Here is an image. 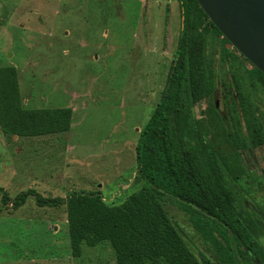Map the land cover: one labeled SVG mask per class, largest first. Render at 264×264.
<instances>
[{"label": "rangeland", "instance_id": "rangeland-1", "mask_svg": "<svg viewBox=\"0 0 264 264\" xmlns=\"http://www.w3.org/2000/svg\"><path fill=\"white\" fill-rule=\"evenodd\" d=\"M180 20L177 0H0V66L16 68L25 107L72 108L68 135L77 159L69 167L67 135L44 140L0 131V187L11 199L27 189L64 197L69 188L97 190L98 183L105 185V202L119 204L141 187L134 181L135 145L164 87ZM225 100L217 85L219 114H225ZM194 113L230 155L212 101L201 100ZM43 141L55 147L39 161L34 151ZM239 153L246 173L238 182L264 214V145ZM164 205L189 241L204 249L185 206L167 196ZM0 264L116 262L106 241L82 244L81 255L72 256L65 206L39 207L29 196L18 208L0 200Z\"/></svg>", "mask_w": 264, "mask_h": 264}, {"label": "trees", "instance_id": "trees-1", "mask_svg": "<svg viewBox=\"0 0 264 264\" xmlns=\"http://www.w3.org/2000/svg\"><path fill=\"white\" fill-rule=\"evenodd\" d=\"M180 27L165 84L135 145V183L119 204L99 190H71L46 197L35 189L13 199L0 187L3 205L18 208L31 196L39 207L65 206L71 255L82 244L106 241L116 264H264V214L252 206L238 179L246 173L240 150L264 145V74L252 66L209 21L196 0H177ZM168 11V10H167ZM229 46V47H228ZM243 58L251 68L241 61ZM219 85L227 109L213 102ZM212 101V111L230 155L208 137L194 107ZM71 107L23 105L18 75L0 66V131L39 137L69 131ZM189 211L204 249L169 216L164 197Z\"/></svg>", "mask_w": 264, "mask_h": 264}, {"label": "water", "instance_id": "water-1", "mask_svg": "<svg viewBox=\"0 0 264 264\" xmlns=\"http://www.w3.org/2000/svg\"><path fill=\"white\" fill-rule=\"evenodd\" d=\"M230 45L264 74V0H196Z\"/></svg>", "mask_w": 264, "mask_h": 264}, {"label": "crops", "instance_id": "crops-1", "mask_svg": "<svg viewBox=\"0 0 264 264\" xmlns=\"http://www.w3.org/2000/svg\"><path fill=\"white\" fill-rule=\"evenodd\" d=\"M71 126H72V122H71ZM71 126H70V128H71ZM70 130V129H69ZM64 135V136H66L67 137V152H69L68 153V157H69V167H71L73 164L72 163H75V162H77V159H76V155L74 154V151H75V146L74 145H71L70 143H69V131H67V132H65V133H61V134H51V135H45V136H39V137H34L35 139L36 138H44V140L47 138V140L48 139H51L52 138V136H54V137H60L61 135ZM37 141H41V140H37ZM55 147V145H54V143L53 142H45V141H43V142H40V144H39V147H35V151H34V154H36V155H40V157L42 156L43 157V159H39V158H37L39 161L40 160H45L48 156H50L51 154H52V151H53V148ZM69 150V151H68ZM66 151H65V153H66ZM47 160V159H46ZM42 163V162H41ZM70 164H71V166H70ZM42 165H43V163H42ZM48 169V168H47ZM46 169V170H47ZM53 178L54 177H52L51 175H49V177H48V181L49 182H53ZM43 180V179H42ZM85 182H87V183H90V182H88L87 180H84ZM99 185L100 184H98L97 183V186H98V188H97V190H99V191H102V188L105 186V185H102V187H100L99 188ZM80 189H84V190H93V189H91V188H89V187H87V188H69V191H71V190H80Z\"/></svg>", "mask_w": 264, "mask_h": 264}]
</instances>
